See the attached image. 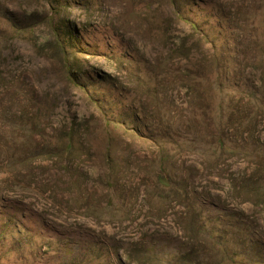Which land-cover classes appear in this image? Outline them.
Here are the masks:
<instances>
[{"label":"rangeland","instance_id":"374dc122","mask_svg":"<svg viewBox=\"0 0 264 264\" xmlns=\"http://www.w3.org/2000/svg\"><path fill=\"white\" fill-rule=\"evenodd\" d=\"M180 6L170 57L125 0L58 6L106 53L73 68L126 124L98 130L42 45L43 9L0 0L37 22L0 19V264H264V0ZM123 41L143 64L115 61Z\"/></svg>","mask_w":264,"mask_h":264},{"label":"trees","instance_id":"16d2710c","mask_svg":"<svg viewBox=\"0 0 264 264\" xmlns=\"http://www.w3.org/2000/svg\"><path fill=\"white\" fill-rule=\"evenodd\" d=\"M35 1L37 2L38 7L42 8L45 13L44 19H42V21L46 27V33L41 36L42 45L46 46L47 48L53 49L57 58L59 59L60 66L57 71L60 75V78L64 80L70 87L82 91V93L86 96V103L94 106L96 109H99L101 111L103 117L99 120H101L103 124L98 126V130H102L101 128H108L113 125L124 127L125 123L120 122L123 120L122 118H119L116 115H114L113 118L107 117L106 113L104 112L106 111V109H108L106 103L100 99L101 97L99 98V96H97V98L92 94L93 92H91L88 84L83 81L85 75L78 74V72H74L73 70L74 66L79 62L80 53L93 55L97 52V55H101L104 57L106 56V53L93 49L92 44L88 40L81 38L80 31L76 29L73 23L69 22L68 17L66 18L61 16V13L57 11V8L58 6H60V4L66 7H70L71 5L87 7L89 0ZM135 1L136 0H125V2L130 6V12L134 17L141 18L144 22L148 23V29L150 28L148 30V36L153 37L155 34H157L159 42L163 45L162 47L167 53L169 51L167 56L170 57L171 50L165 43L168 42L170 38H172L170 23L172 17L179 16L182 12L183 7L180 6V3H182L183 0H139L138 6L137 4H135ZM159 2L161 3L162 8H159V6L155 7V4ZM0 19L3 22L1 23L5 26H8L9 29H13L16 32H26L27 30H29L32 35L37 25L34 12H29V10H27L25 13L23 12L22 14H16L15 12L8 10L7 8L0 7ZM120 45L126 48V50L116 53L111 51L112 55H117L115 61H119V57L122 60H127L128 62L134 64H143V60L140 58L138 53H136L134 50H130V47L127 46L124 41L120 42ZM107 46L111 49L109 40L107 41ZM166 60L168 59H163V61ZM86 77H89L90 79L93 78V76H90L89 74H86ZM96 79L99 81L105 80V78L99 77H97ZM135 121L139 122L138 120ZM93 122L95 124L96 120L93 119ZM130 131H132V133L138 134L136 135L137 137H144L142 136L143 133L141 132L142 134H140L134 127ZM72 149L73 143L72 140L69 139L68 143L65 144L63 152L71 151ZM55 151L50 153H56ZM58 153H62V151L60 152L58 150ZM158 178L160 186H170V182L166 178L162 176ZM216 233L214 235H216ZM218 236H221V234H219ZM235 257H237L239 260H232L234 261V263L250 264V262H246L243 259V256H241V254L239 253L236 254ZM219 264L227 263L220 262Z\"/></svg>","mask_w":264,"mask_h":264}]
</instances>
